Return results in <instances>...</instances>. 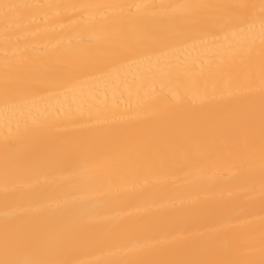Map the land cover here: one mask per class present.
Segmentation results:
<instances>
[{"label": "bare ground", "instance_id": "1", "mask_svg": "<svg viewBox=\"0 0 264 264\" xmlns=\"http://www.w3.org/2000/svg\"><path fill=\"white\" fill-rule=\"evenodd\" d=\"M0 264H264V0H0Z\"/></svg>", "mask_w": 264, "mask_h": 264}]
</instances>
